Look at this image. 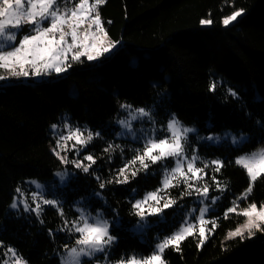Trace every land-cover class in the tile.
Masks as SVG:
<instances>
[{
    "label": "trees",
    "instance_id": "trees-1",
    "mask_svg": "<svg viewBox=\"0 0 264 264\" xmlns=\"http://www.w3.org/2000/svg\"><path fill=\"white\" fill-rule=\"evenodd\" d=\"M241 8L244 13L237 21L222 26L223 16ZM99 11L109 37L122 41L123 47L97 61L83 58L64 75L0 87V264L9 247L29 264H60L63 246L71 247L74 240L58 229L64 219L77 218L73 204L78 199L102 207L111 220V234L118 238L109 252L113 262L121 256L149 255L159 240L178 228L174 220L178 204L191 206L197 197L195 191L181 197L185 192L182 180L160 192L177 203L162 216H147L150 225L143 238L131 230L139 221L132 205L160 187L157 165L140 171L129 183H115L119 169L135 155L126 140L108 143L117 130L114 120L120 105L154 102L205 133L229 129L248 134L237 146L199 147L204 157L224 162L219 172L208 173L209 182L205 183L210 196L218 194L217 182L227 185L218 210L208 215L218 227L200 248L195 231L181 242L179 251L167 248V264H264V232L243 241L225 239L244 217L233 213L224 218L226 206L249 182L234 158L264 144V0H106ZM206 17L214 23L202 26L200 20ZM213 84L215 90L210 91ZM72 86L75 93L70 91ZM229 89L237 95H231ZM64 113L75 125L107 131V137H96L88 145L96 164L89 173L77 169L59 190L63 218L53 206H45L39 219L22 207L12 209L17 187L23 188L28 179H49L64 166L51 151L55 136L50 130ZM109 144L113 150L104 152ZM138 167V162L130 165ZM100 182L105 183L103 189ZM253 201L258 206L264 203V178L256 181L248 200L241 203L247 206Z\"/></svg>",
    "mask_w": 264,
    "mask_h": 264
},
{
    "label": "snow or ice",
    "instance_id": "snow-or-ice-1",
    "mask_svg": "<svg viewBox=\"0 0 264 264\" xmlns=\"http://www.w3.org/2000/svg\"><path fill=\"white\" fill-rule=\"evenodd\" d=\"M69 3H72L73 6L68 7ZM105 3L106 0H0V70H3L0 72V82L14 79L41 78L50 76L53 72L60 75L67 72L73 66V63H82V57H86L89 62H93L111 54L120 44V41L112 40L109 37L102 21L99 8ZM243 13L244 9L242 8L233 11L230 15L223 18V25L228 26L232 22L237 21ZM108 23H111V21H108ZM213 23L214 21L211 19L200 20L202 26ZM85 24H87V29L81 33L80 29ZM93 26H95L94 32L92 31ZM25 27L30 30V34L20 36V32ZM68 36H71V43L66 39ZM90 38L93 41L92 43H88ZM0 87H4V84L0 83ZM209 90L214 91L215 84L210 86ZM229 92L233 96L237 95L231 89H229ZM120 108L128 112L130 119L117 120V123L124 129V131L117 133L118 136L131 133L135 139H141V137L135 135L132 129V121L147 118L153 125L156 123L151 109L144 107L134 108L130 104H121ZM58 128L57 124L51 125L54 136ZM64 129L66 134H61L56 139V146L52 149L53 154L60 160L61 164H72L75 168L82 169L84 173H89L92 166L96 164V158L93 154L83 157V161H88L85 164L80 159L69 160L66 153L64 155L61 153L65 152L66 142L72 140L74 141L72 149L79 155L81 150L85 149L95 137H100L101 134L99 132L93 133L87 128L83 130L78 127L73 128L67 121L64 123ZM157 131L158 129L153 127L150 130L151 134L145 133L143 135L142 150L137 149L133 158L119 169L115 183H129L130 178H135L140 171L147 172L150 165L159 163L163 166L162 188L146 193L143 199L136 200L132 205L135 215L139 217V221L134 228L138 231H143L146 226L147 216H162L165 209L173 207L177 203L173 199L165 200L159 193L177 186L181 182L177 177H182L185 184V192L181 193V197L184 195L190 196L192 191H195L200 198L199 203L201 206L199 215L196 217L198 223L202 225L199 228V244L197 245L200 248L205 244L209 235L218 227L215 219L206 220L205 216L209 213L211 207L220 201L221 197H209L207 184L200 188L190 184L189 181L202 179L203 177L198 174L204 173V169L209 167V163L205 162L203 168L197 167L196 164L200 157L195 154V149H193L191 157L187 155L188 134L195 132L196 129L184 127L174 114L167 122V135L163 136V138H157ZM229 138L234 145L242 144L247 140L243 133L236 136L229 132H225L224 137L210 133L202 139L217 143L221 139ZM119 147V145H115V148ZM113 148L114 146L109 144L104 149V152H111ZM169 159L174 161V166L171 169L166 166V162ZM137 162L139 163L138 168H130V165L134 166ZM210 163L216 166L214 169L216 172H219L224 167V162L220 159H214ZM234 163L245 171L249 182L247 188L232 200V206L225 210L224 218L227 219L229 214L234 213L243 216L245 220L243 224L229 231L225 239L238 237L243 241L246 237H254L256 232H264V203L258 206L253 201L248 203L246 207H240V202L247 201L250 197L256 181L264 178V148L257 149L252 153L239 155L235 158ZM185 166L187 171H185ZM56 175L63 181L68 173L58 172ZM96 178L100 180L99 176ZM112 182L108 181V183ZM31 183L38 190L31 193L32 204L35 206H30L21 188L17 187L16 193L18 195L13 196L10 207L17 209L18 203L22 204L25 212H33L39 219L44 211L42 206H53L63 218L64 211L61 202L47 199L43 192L39 191L42 186L36 181H31ZM104 187L105 183L100 182V188L103 189ZM226 189L227 185L221 186L217 182L218 191L223 192ZM135 191L134 189L133 192ZM96 195L99 196L100 193H96ZM209 199L211 203L206 204L205 201ZM161 200H165L162 205ZM150 201L154 203H150ZM77 211L79 216L76 219L71 222L64 219L63 226L58 229L60 232L78 234L74 245L70 247L65 244L63 246L61 264H87L83 258H88V261H91L98 253L103 254L105 264H167L164 259L165 250L171 246L179 251L181 242L187 236L194 234V225L186 219L179 230L157 243L155 250L149 255L132 254L127 258L121 256L113 262L109 259V250L118 238L111 234L110 222L104 219L103 214L99 211L95 216H92L91 213L83 208H78ZM40 222L44 223L42 219ZM209 223L212 227L206 230L205 225ZM49 235H54L51 229H49ZM8 253L13 258V264H28L22 256L17 255L14 248L9 247ZM4 264H9L8 260H5ZM97 264H100L99 260H97Z\"/></svg>",
    "mask_w": 264,
    "mask_h": 264
},
{
    "label": "rangeland",
    "instance_id": "rangeland-1",
    "mask_svg": "<svg viewBox=\"0 0 264 264\" xmlns=\"http://www.w3.org/2000/svg\"><path fill=\"white\" fill-rule=\"evenodd\" d=\"M72 6H73L72 3H69L68 4V7H72ZM230 14H228V15H230ZM228 15H225V16H223L221 18V24H222V26H224L223 23H222L223 18H225ZM202 19H210V18L209 17H206V18H202ZM232 23H234V22H232ZM45 26H47V25L45 24ZM205 26H207V25H205ZM86 29H87V24H85V25L82 26V28L80 29V32L83 33ZM92 31L93 32L95 31V26H93ZM25 34H30V30L27 27H25L23 29V31L20 32V36H23ZM81 38H83V37L81 36ZM66 39H67V41L69 43H71V36L66 37ZM92 42L93 41L90 38L89 41H88V43H92ZM17 43H18V41H17ZM120 47H123L122 41H120V44L116 47V49L113 52H115ZM111 54H109V55H111ZM109 55H107V56H109ZM83 58H86V57H82L81 59H83ZM69 59H70V56H69ZM131 61L132 62L135 61V57L134 56L131 58ZM2 71L3 70H0V72H2ZM52 74L54 76H60V75H64L65 73L60 74V75H57V74H55L53 72ZM50 76H44V77H41V78L19 79V80H15L14 79V80H10V81H7V82H0V83L4 84V86L7 85V84H10V83H13V82L36 83V82H41V81H43V80H45L47 78H50ZM70 91H71V93H75V88L72 86ZM124 104H130V103H124ZM130 105H132V104H130ZM133 107L134 108L144 107L146 109H151L152 110L153 117H154L155 122H156L155 125H153L150 121H148L147 118H144L143 120L132 121V129L134 130L135 135L137 137H141V139H135L131 133H126L123 136H118L117 133H120V132L124 131V129H122V127L117 123V120H119V119H130V117L128 115V112L125 111V110H122L120 108V113H119V115L114 120V124L117 126V130L112 133V135L109 138L108 143L113 142L115 140L116 141L126 140L128 142V144H129L128 145V149L132 153L136 154V150L137 149H141L142 150V148H143V139H142L143 135L145 133L151 134L150 130L153 127H155L156 129H158V131L156 133L157 138H163V136L167 135L166 125H167L168 120L173 116V113L168 112L167 110H162V108H160V105L157 104L156 102H154L151 105L148 104V105H139V106H133ZM65 121H67L73 128H77L78 127V128H80L82 130L85 129V128H87L88 130L92 131L93 133L99 132L101 134L100 136L107 137L106 133H104V132H107V131H104L103 132L100 129L93 131V130H91L90 128H88L86 126L81 127V126L75 125V124H73L71 122V119H70L69 114L64 113L61 116L59 122L53 123V124H57L59 126V128H58L57 133L55 134V143L51 146V151H52L53 148H55V146H56V139L59 137V135L66 134V130L64 129V123H65ZM206 123H207V125L210 124V119L209 118L207 119ZM181 124L184 127L196 129L195 132H192V133H189L188 134V140H187V144H186V153H187V155L189 157H191L192 154H193V149H195L196 150L195 154L200 157V160L197 161L196 166L203 168L205 162L209 163V167L206 168V169H204V173L198 174V175H201L203 177L202 179H200V180H190L189 181L190 184H194L196 187H200V188H203V184H201V182L204 183V185H205V183H208L209 182V180L207 179V175H208L209 172H211L212 170H214V168L216 167L214 165H211L210 162L212 160H214V159H219V158H211V159H208V158L204 157L202 155L199 147L201 145H203V144H214V145H218V144H221V143H229L231 145H234L231 142V139L230 138L229 139H221L217 143H213L211 141H208V140H205V139H202V138L208 136L210 133L211 134L218 135L220 137H224L225 132H229V133L235 134L236 136H239L241 133H243L244 136H246L247 139H248V134L247 133H244V132H241V131H233V130H229V129H224V130H222L220 132H208V133H205V132L199 130L193 124H186V123H183V122H181ZM51 125H50V130H51L52 134L54 135V133H53V131L51 129ZM141 130H143V131H141ZM85 135H86V133H85ZM73 143H74V141H72V140L67 141L66 142L65 152H62L61 153L62 155H64L66 153L69 160L80 159V160L83 161V157L85 155L92 154L90 152V148H88V145H87V147L85 149L81 150L79 152V155H77V152L74 149H72V144ZM234 146H237V145H234ZM77 147H79V146H77ZM260 148H264V144L263 145H260V146H258L256 148H254V149L248 150V151H246V152H244V153H242L240 155H243L245 153L255 152L257 149H260ZM235 158H234V160H235ZM83 162L85 164L88 163V161H83ZM63 165L64 166L62 168L54 171L53 174H52V176L49 179H46V180L28 179V180L25 181V185H24L23 188H21V190L23 191L24 197L28 200L30 206H32V207L35 206V205L32 204V196H31V193L38 191L36 189L35 185L31 183V181H36L38 184H40L42 186V188L39 191H42L43 192V195L47 199L59 200L61 202V199H60V197L58 195L59 194V190L61 188H63L64 185L76 174V170H77V168H75L72 164H63ZM156 165H157V167H158V169L160 171V174H161V180H160V187L159 188H162L161 181H162L163 176H164V168L159 163L156 164ZM166 166L169 169H171L174 166V161H172L171 159H169L166 162ZM185 171H187L186 166H185ZM58 172L59 173L67 172L68 175L65 177V179L63 181H61L60 177L56 175V173H58ZM189 175H191V174H189ZM211 176H213V175L211 174ZM177 179L183 181V178L182 177H177ZM216 180H217V178L215 177V181ZM173 183H174V181H173ZM223 185L224 184H221V186H223ZM225 191L226 190H224L223 192L219 191L218 194L215 195V196H220L221 199H220V201L215 206H212L211 207V210L210 211H217L218 210V208H219V206L221 204V201L223 199V195H224ZM150 192H154V191H150ZM146 193H148V192H146ZM16 195H18V194L16 193ZM159 195H161V194L159 193ZM209 197H212V196L209 195ZM143 198H141V199H143ZM233 199H235V198H233ZM233 199H231V201L229 202V204L226 206L225 210L228 207L232 206L231 202H232ZM165 200H167V199H165ZM165 200H162L161 201V205L165 202ZM199 200H200V198L197 196L196 199H195V201H194V203L191 206H185V205H182V204H178V208L176 209V211L174 213V218H175L174 220L179 223V226H178V228L175 231L179 230L180 227H181V224L184 223L185 220L187 219L189 223H192L194 225L193 232L195 231V232H197L199 234V228L202 226L196 220V217L199 215V208L201 206L200 203H199ZM150 203H154V202L150 201ZM205 203L206 204H210L211 203L210 199L207 200V201H205ZM18 207H22L23 208V205L18 203ZM42 207L44 208L45 206H42ZM240 207L243 208V207H246V206H243L242 203L240 202ZM73 208L77 212V217L79 216V212L77 211L78 208L86 209L87 212L91 213L92 216H95L97 214V212L99 211L100 213L103 214V218L106 219V220H108L110 222V224H111V220L108 219V218H106V216L104 215L103 209L100 206H92L90 204H86L85 201H83L82 199H78L73 204ZM225 210H224V212H225ZM210 211H209V213H210ZM189 213H191V214L189 215ZM209 213L205 216V219L206 220H211V219H209V216H208ZM244 220H245V218H244ZM244 220H243V222L241 224L244 223ZM68 221L71 222L72 219L71 220H68ZM114 222L117 224L118 223V219H116ZM135 225H133L131 227V230L134 233L138 234L141 238H143V235H144L147 227L150 225V221L146 217V226L144 227L143 231L136 230L134 228ZM205 227H206V230L207 229H211L212 225L209 223V224L205 225ZM258 233H261V232H258ZM206 234H207V232H206ZM71 235H72L73 240H74V243H75V239H76V236L78 234H74L73 233ZM185 235L187 236V234H185ZM163 239L159 240L157 243L161 242ZM154 250H155V247H154L153 251ZM109 252H110V250H109ZM61 255H60V264H61ZM100 255H103V254L98 253L97 256L90 261L91 264H97V260H99L100 264H105L104 257H100ZM83 259L85 261H88V258H83ZM5 260H8L9 264H13V258L11 256V254L8 253V251L6 253V258L4 259V261ZM4 261H3L2 264H4Z\"/></svg>",
    "mask_w": 264,
    "mask_h": 264
}]
</instances>
